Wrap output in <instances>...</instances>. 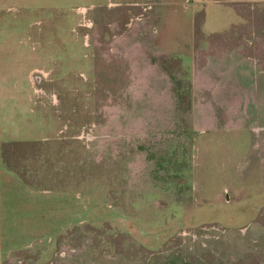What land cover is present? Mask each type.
I'll return each mask as SVG.
<instances>
[{"label":"rangeland","instance_id":"rangeland-1","mask_svg":"<svg viewBox=\"0 0 264 264\" xmlns=\"http://www.w3.org/2000/svg\"><path fill=\"white\" fill-rule=\"evenodd\" d=\"M236 10L264 58V0H0V149L30 142L0 158V264H264L259 116L231 112V153L222 131Z\"/></svg>","mask_w":264,"mask_h":264},{"label":"crops","instance_id":"crops-1","mask_svg":"<svg viewBox=\"0 0 264 264\" xmlns=\"http://www.w3.org/2000/svg\"><path fill=\"white\" fill-rule=\"evenodd\" d=\"M236 19L234 22L229 23L225 29L218 31L222 34V51H221V63L219 65V71L221 72V86H222V110L228 112L229 118L223 121V134L226 137L227 143L224 144L225 151L229 153L233 150V145L235 142H240V137H235L234 134H240L241 128L247 127V118L240 117L238 113V119H234L235 115L231 112H241L251 110L257 113L258 119H251L249 126L255 127L259 133V142L264 143V58L259 54L258 57L255 55L251 56L247 54V44H243L240 40H237V45H234L233 40L227 39L231 38L232 34H235L237 28L245 27L242 22L241 14L236 10ZM194 26V22H193ZM194 29V27H193ZM217 33V32H215ZM191 63V78H192V99L195 101L196 97H200L202 93L196 87L197 72L204 73V71L209 72L210 60L207 61L204 67L198 64L200 67L195 66L196 59L193 51L190 52ZM197 65V66H198ZM202 67V68H201ZM208 89H205L207 91ZM4 95V94H3ZM5 98V95H4ZM195 102H193V109L195 107ZM1 109V107H0ZM198 109V108H197ZM256 116V114H255ZM236 125L238 130H236ZM246 130V128L244 129ZM1 158V157H0ZM1 161V159H0ZM1 171V162H0Z\"/></svg>","mask_w":264,"mask_h":264},{"label":"trees","instance_id":"trees-1","mask_svg":"<svg viewBox=\"0 0 264 264\" xmlns=\"http://www.w3.org/2000/svg\"><path fill=\"white\" fill-rule=\"evenodd\" d=\"M200 16H203V12H201L200 14H196L194 16V36H195V38H199L200 36L202 38H204V36H202V34H201L202 24L197 25V23H196L197 19ZM172 58L173 59H176V58L181 59L178 54L172 55ZM174 85H175L174 91H175L177 109L179 111H182L185 114L190 113L191 104H192V81H191L190 71L185 69V75L182 78H180L179 81L174 82ZM180 88L182 90H180ZM185 103L187 105H185ZM13 143L15 144V143H30V142H20V141L7 142V143L2 144V146H1L0 157L2 159L3 166L9 172L16 174V171L10 168V166L8 165V161H7L8 149H9L10 144H13Z\"/></svg>","mask_w":264,"mask_h":264},{"label":"bare ground","instance_id":"bare-ground-1","mask_svg":"<svg viewBox=\"0 0 264 264\" xmlns=\"http://www.w3.org/2000/svg\"><path fill=\"white\" fill-rule=\"evenodd\" d=\"M85 10L84 8H82V11Z\"/></svg>","mask_w":264,"mask_h":264}]
</instances>
